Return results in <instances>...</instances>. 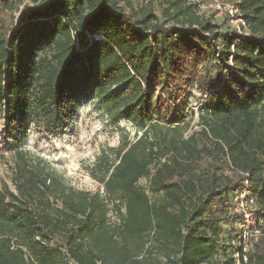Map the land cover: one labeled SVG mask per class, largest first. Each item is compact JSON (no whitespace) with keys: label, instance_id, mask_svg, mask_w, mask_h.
Instances as JSON below:
<instances>
[{"label":"trees","instance_id":"1","mask_svg":"<svg viewBox=\"0 0 264 264\" xmlns=\"http://www.w3.org/2000/svg\"><path fill=\"white\" fill-rule=\"evenodd\" d=\"M161 2V18L151 1L31 0L15 23L0 9L14 189L0 184V264H219L213 243L220 225L238 240L242 190L259 236L239 263L264 264V0L230 5L240 31L225 10L215 22ZM194 94L200 129L187 132ZM83 98L140 133L94 158V192L22 147L30 126L60 135Z\"/></svg>","mask_w":264,"mask_h":264},{"label":"rangeland","instance_id":"2","mask_svg":"<svg viewBox=\"0 0 264 264\" xmlns=\"http://www.w3.org/2000/svg\"><path fill=\"white\" fill-rule=\"evenodd\" d=\"M152 2L154 13L161 18L164 5L161 0H130L135 8L142 7L147 2ZM235 0H188L197 4L198 14L204 16L213 15L214 21L224 12L223 6L232 5ZM8 9L3 11L4 20L15 23L20 12L31 5V0H7ZM216 18V20H215ZM79 48V44L76 45ZM195 93V91H194ZM195 99L189 100L187 112L191 117L188 120L187 132L198 131L200 123L198 113L200 102L198 95L194 94ZM264 116V112L261 114ZM5 105L0 103V184L5 185L14 192L12 177V133L7 131L4 126ZM264 118V117H263ZM140 136L134 126L122 121L118 125H113L106 118L101 110L100 104L95 99L83 98L68 122L64 131L54 136L41 131L35 126L27 129L26 136L22 140L24 150L51 165L66 182L77 190L94 192L98 185L89 176V167L94 158L102 150H112L117 148L125 139L133 141ZM138 186L147 189L148 179H141ZM149 197L151 195L149 194ZM232 207L234 204L232 203ZM111 222H118L115 215H110ZM234 235L240 234V228L235 226ZM226 226L220 225L221 239L213 243L214 256L219 264L232 257L236 248V240L232 237L227 239ZM238 238V237H237Z\"/></svg>","mask_w":264,"mask_h":264},{"label":"built area","instance_id":"3","mask_svg":"<svg viewBox=\"0 0 264 264\" xmlns=\"http://www.w3.org/2000/svg\"><path fill=\"white\" fill-rule=\"evenodd\" d=\"M231 17L230 24L237 31H240V26L243 25L241 19H235L237 15V10L232 6L225 5L223 8ZM247 190H242L237 193L232 198V203L234 204L233 211L240 216V221L237 225L240 228V234L238 235V240L235 243L237 251L233 254V258L239 263L240 254L243 257L242 260L246 262V253L249 251L252 240H255L259 236V231L255 228V221L252 216V210L254 209V202L252 198L249 197ZM254 229L253 231H251Z\"/></svg>","mask_w":264,"mask_h":264}]
</instances>
